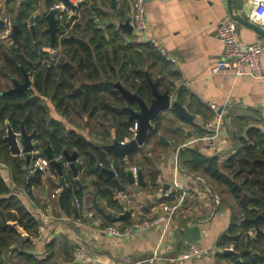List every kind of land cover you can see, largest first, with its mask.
<instances>
[{"label": "crops", "instance_id": "0c3cea01", "mask_svg": "<svg viewBox=\"0 0 264 264\" xmlns=\"http://www.w3.org/2000/svg\"><path fill=\"white\" fill-rule=\"evenodd\" d=\"M27 1L0 0V19L7 22L6 25L0 26L4 27L0 28V41L10 48L19 45L11 37L12 26L17 23L15 19L18 12ZM36 1L35 9L26 24L28 27L33 24L37 29L38 17L46 16L58 3L49 8L47 0ZM85 1L89 7L95 6L99 14L97 19L107 22L106 26L115 24L123 29L125 32L121 35L125 41L150 42V39L155 38L161 43L172 60H167L154 48L165 60L161 57L162 62L159 61L156 65L148 63L147 69L152 73L150 83L154 88L153 100L156 99V90L161 94H168L172 99L176 97L195 116L188 119L175 111H162L158 118L150 121V128L135 151L126 158H120L112 152H107L104 145L113 144L115 141H129L140 135V130L134 129L137 117L143 109L139 100L141 97L137 93L126 88L124 84L117 83V88L126 101L129 104L138 101L139 106L137 108L135 104H130L127 107L133 125L124 130L119 128L118 122L109 118L89 117L87 113L83 117L76 112L66 115L57 109L54 114L49 108L51 118L61 121L69 131L78 132L99 147L104 158L111 162L112 166H106L101 160L93 163L89 155L77 148L69 152H78L77 162L83 161L80 170L81 185L75 181L70 208L66 202L64 208L60 203L61 176L57 181L50 179L38 187H29L32 196L24 192V189L21 190L22 193L19 192V196L32 213L36 214L39 209L46 208L51 213L49 222L43 226L38 225V231L32 237L35 245L33 252L39 257H51L54 264H113L115 260L124 257H148L159 247L161 253L157 264H238L232 257L234 253H228L227 247L222 244L226 238L231 239L234 236L233 231L231 232L234 218L232 203L221 207V198L226 195L216 190L210 177L202 169L196 168V165L206 156L218 157L223 164L237 153L238 136L246 137L248 129L253 126L264 129V79L235 76L229 72L213 74L211 69L224 53L223 44L219 39V25L228 19L238 22L237 17L243 20L249 18L250 14H247L246 9L251 6V1L148 0L149 27L140 37L124 26L128 22L131 23L132 0H117L116 8L113 7V0H82L80 4ZM78 8L67 7V22L73 21V18L79 15ZM252 8L253 6L251 12ZM32 17H35L33 21ZM257 25L264 32V23ZM8 29L9 33L6 32ZM238 33L244 43L264 38L262 33L242 21L238 22ZM18 38L20 39V34ZM44 50L54 53L57 48L51 46L45 47ZM262 62L264 65V57ZM183 80H187L190 85L184 86L181 83ZM152 102L143 101L149 108ZM211 103L221 105V111H215ZM220 114L221 130L214 140H199L181 149L180 181L187 187L189 195L165 237H162L160 229L138 230L122 237L105 233L103 229L106 226H126L137 218L152 216L160 210L162 202L166 200L158 191V176H162L166 184L169 183L173 176L177 148L185 142L207 135L206 123L218 121ZM48 146H51L50 141H47L45 151L39 155L47 157ZM196 151L203 154L200 159L194 155ZM26 157L27 154L25 158L18 157L23 160L27 172L23 186L29 184L32 173ZM116 162L122 167L121 172L114 165ZM5 163L6 167L0 168L1 174L7 178L9 185L18 187L13 180V169L8 162ZM63 163L66 167V182L69 184V178L74 177L65 155ZM134 166L143 174L144 185H140L138 181L134 184L130 182L128 172H134ZM102 167L115 169L121 184L127 189H118L114 179L103 171ZM97 182L101 183L100 187L96 186ZM59 188V194L53 197ZM77 200L81 202L80 207L76 206ZM128 211L131 216L122 217ZM194 242H201L213 253L209 256L180 260V255ZM51 243L56 244L54 250L48 247ZM79 245L88 250V258L81 262L73 258V251ZM239 262H242L241 258Z\"/></svg>", "mask_w": 264, "mask_h": 264}, {"label": "trees", "instance_id": "16d2710c", "mask_svg": "<svg viewBox=\"0 0 264 264\" xmlns=\"http://www.w3.org/2000/svg\"><path fill=\"white\" fill-rule=\"evenodd\" d=\"M62 1L47 0L49 8ZM35 3L36 0H28L22 4L15 19L21 29V44L10 48L0 41V90L6 91L11 87L4 85L3 81L12 77L23 78L25 71L35 76L34 89L30 92L0 93V160L9 163L13 169V180L18 185H9L0 172V264L55 263L51 257H39L33 252L32 237L38 231L39 219L37 213L27 208L19 192L24 189L32 196L29 187H38L50 179L57 181L60 177L58 168L51 164L42 170L32 169L29 184L23 186L27 172L23 160L11 155L4 140L6 123L9 122L16 131H21L24 125L28 133L36 132L39 153L45 151V145L50 141L55 155L77 148L89 155L93 163L101 160L106 166H112L99 147L50 117L46 99L66 115L76 112L84 117L87 113L89 117L109 118L118 122L122 130L128 129L133 121L129 119L127 107L135 104L138 108V101L129 104L117 83L124 84L143 101L151 103L154 88L150 83L152 73L147 69L148 63L156 65L162 62L160 52L155 51L150 42L125 41L121 35L125 32L123 29L115 24L100 26L93 21L92 17L99 18V14L94 5L88 6L87 1L79 4V15L71 22L66 20L68 9L58 14L60 31L53 46L57 51H46L44 48L51 47L52 43L46 16L38 17L37 38L33 37L26 24ZM41 93L46 98H41ZM236 140L237 153L223 164L218 157L206 156L196 168L210 177L216 190L227 194L221 198V207L232 203L234 218L231 232L234 236L226 238L222 244L227 247L233 243L235 251H244L241 257L232 254L238 264H264V129L253 126L248 129L246 137L240 135ZM194 155L200 159L203 154L196 151ZM114 165L119 172L123 170L117 162ZM63 171L66 177L64 163ZM75 184L70 177L65 197L68 208ZM96 186L100 187L101 183L97 182ZM258 217L259 230L254 222ZM251 229L255 231L254 236L248 233ZM55 246L51 243L48 247L54 250Z\"/></svg>", "mask_w": 264, "mask_h": 264}, {"label": "built area", "instance_id": "2783aa9c", "mask_svg": "<svg viewBox=\"0 0 264 264\" xmlns=\"http://www.w3.org/2000/svg\"><path fill=\"white\" fill-rule=\"evenodd\" d=\"M75 5H79L82 0H72ZM252 3V12L250 14V20L256 24L264 23V0H250ZM148 0H132L131 1V25L133 27V32L136 33L138 37L142 36L148 30L149 20H148ZM61 7V12L67 9V5L62 1L58 5ZM60 12V13H61ZM59 13V14H60ZM10 29L6 32L9 33ZM219 39L223 44L224 53L215 64L213 65L212 73L219 74L223 72H229L235 76H252L256 78L264 79V65L262 58L264 57V38L258 39L252 43H244L239 38L238 33V22L235 20L228 19L223 21L218 28ZM150 43L153 47L157 48L160 53L165 56L167 60H172L171 56L167 54L166 49L161 45V43L155 38L150 39ZM184 86H189L190 83L187 80L181 82ZM211 107L215 111L221 110V105L217 103H211ZM222 114L219 115V120L208 121L206 123L207 135L202 138L195 139L193 141H188L177 148L176 156L174 159V169L173 176L169 183L163 180L162 176H158L156 180V185L160 194L165 197V202H162L161 208L158 212L152 216H144L137 218L131 224L126 226L109 225L106 226L103 231L107 234L122 237L131 235L133 232L138 230H148V229H160L162 237H165L168 228L170 227L173 219L176 217L177 213L181 207L187 201L189 192L184 183L180 181V154L181 149L188 146L194 142L204 139L214 140L216 135L221 130ZM134 129H139V122L136 121L134 124ZM18 145L20 152L16 155L20 158H25L26 152H24L23 144L21 141V131H17ZM38 140L35 138L33 144H37ZM38 149L34 151V157L29 168L32 169H44L52 164V160L48 157H43L39 155ZM55 160L64 162V154L55 155ZM6 163L0 160V168H5ZM137 178L139 173V168L134 166L133 172ZM60 192V188L53 194V197H57ZM76 206L80 207L81 202L76 201ZM37 216L39 219V225L43 226L49 222L51 217L50 211L46 209H39L37 211ZM251 236L255 235L253 229L248 232ZM227 250H235L234 244L227 246ZM161 250L158 247L150 256L135 259L132 257H124L115 260L113 264H157L160 258ZM213 252L210 248L204 246L201 242H194L189 244L185 252L180 255V260H189L200 256H209ZM73 258L77 262L84 261L88 258L87 248L79 245L73 251Z\"/></svg>", "mask_w": 264, "mask_h": 264}, {"label": "water", "instance_id": "95a60500", "mask_svg": "<svg viewBox=\"0 0 264 264\" xmlns=\"http://www.w3.org/2000/svg\"><path fill=\"white\" fill-rule=\"evenodd\" d=\"M63 1L68 7H71L73 9H76L79 6V5H75L72 0H63ZM116 3H117V0H113L114 8H116ZM250 4L252 6V3ZM251 6L246 9L247 14H251ZM61 11H62L61 7L56 6V7H53L46 14V18L48 19V23H49V26L47 27V31L50 32L51 34L52 46L54 45L56 41V37L60 31V27L58 26L57 16ZM34 18L35 17H32L31 21H33ZM92 20L95 21L100 26L107 25V22L101 21L97 19V17H92ZM237 20L238 22L239 21L246 22V24H248L252 28H255L256 30H258L260 33L264 35V32L261 30V28L256 23L250 20V16L246 20H243L242 18L237 17ZM6 24H7L6 20L0 19V26L6 25ZM124 26L127 30L129 28V30L133 32V27L129 22L128 24ZM30 29L33 35L36 36L35 25L31 24ZM20 31L21 29H20L19 24L17 23L13 24L11 37L17 43L21 42V40L18 38ZM25 80L26 81L24 83H21L19 79H15L14 80L15 86L14 88L10 89L8 93H13V92H18V91L27 92L29 88L32 86L33 82L26 71H25ZM155 96H156V99L153 100L150 108L143 103V100L141 98H139V100L141 101V104L143 105L142 113L139 114L137 117L138 122H139L140 135L137 138H133L129 141H115L113 144L104 145V149L107 152H112L115 156L120 157V158H126L127 156L131 155L135 151L137 146H139L140 140L145 136V134L149 130L150 121L152 119L158 118L162 111L171 110V111H175L179 115L186 117L188 119L194 118L195 115L190 113L188 109L186 108V106H184L178 100V98L175 97L174 99H172L168 94H161L157 90L155 91ZM6 127H7V130H6V135L4 137V140L8 143L11 153L16 156L20 152V148L18 145L19 136L17 135V131L12 127V125L9 122L6 123ZM36 135H37L36 132L28 133L25 126L22 125L21 141L23 144L24 152L27 153L26 162L28 166H30L32 163V160L34 157V151H36L39 148L38 143L33 144V140L35 139ZM46 154H47V157L52 160V164H54L58 168L59 175L61 176V180L59 184L62 187V190L60 192L59 199H60L61 206L64 208L65 207V196L69 190V184L66 182V177L63 171V163L55 160V154L51 146H48L46 148ZM64 155H65L66 161L70 162L72 175L75 181L79 185H81L80 170L83 166V161L77 162L79 158V153L75 151L72 154H70L69 152L65 151ZM102 170L107 172L114 179V182L118 189L123 190V191L127 189L125 185L121 184L119 178L117 177V173L115 169L108 168V167H102ZM128 176L132 184H134L136 181H138L140 185L145 184L144 176L141 172L138 173L137 180H136L135 174H133V172L131 171L128 172ZM130 216L131 214L129 211L122 215V217H128V218ZM258 219L259 217L254 220L257 230H259ZM227 252L234 253L236 255L243 254V252L241 254V253L235 252L234 250H227Z\"/></svg>", "mask_w": 264, "mask_h": 264}, {"label": "flooded vegetation", "instance_id": "af4514ba", "mask_svg": "<svg viewBox=\"0 0 264 264\" xmlns=\"http://www.w3.org/2000/svg\"><path fill=\"white\" fill-rule=\"evenodd\" d=\"M30 31H31V29H29ZM32 32V31H31ZM50 33V32H49ZM33 34V33H32ZM36 36H37V31H36ZM36 36H34L33 35V37H36ZM50 36H51V34H50ZM37 38V37H36ZM52 38V37H51ZM19 45L21 44V42L20 43H18ZM55 44V43H54ZM18 45V46H19ZM51 46H52V43H51ZM54 46V45H53ZM52 46V47H53ZM28 73V75L30 76V78H31V80H32V86L29 88V90L27 91V92H30L31 90H33L34 89V84H35V76L34 75H32V73L31 72H27ZM12 79V86L10 87V88H8L7 89V91H6V93L10 90V89H12V88H14V86H15V83H14V80L15 79H19V81L21 82V83H24L26 80H25V73H24V77L22 78V77H19V78H15V77H12L11 78ZM26 91H18V92H13V93H25ZM9 94H11V93H9ZM33 96V95H32Z\"/></svg>", "mask_w": 264, "mask_h": 264}, {"label": "rangeland", "instance_id": "374dc122", "mask_svg": "<svg viewBox=\"0 0 264 264\" xmlns=\"http://www.w3.org/2000/svg\"><path fill=\"white\" fill-rule=\"evenodd\" d=\"M29 28H30V25H29ZM0 82H1V80H0ZM3 83H4V85H11V86H12V79H11V80H8V81H3ZM0 89H1V88H0ZM6 91H7V90H6ZM6 91H4V90H3V91L0 90V93H5ZM41 98H46V97H44V95H42V93H41ZM46 102H47L49 108L51 109V112L55 114V112H56V108H55L54 104H53L50 100H47V99H46ZM223 195H227V194L224 193ZM34 235H35V234H34ZM34 235H33V236H34Z\"/></svg>", "mask_w": 264, "mask_h": 264}]
</instances>
